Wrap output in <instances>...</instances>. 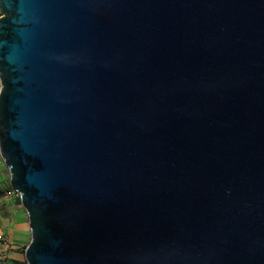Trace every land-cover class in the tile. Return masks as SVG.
I'll return each mask as SVG.
<instances>
[{
    "label": "water",
    "instance_id": "water-1",
    "mask_svg": "<svg viewBox=\"0 0 264 264\" xmlns=\"http://www.w3.org/2000/svg\"><path fill=\"white\" fill-rule=\"evenodd\" d=\"M0 11L28 264H264V0Z\"/></svg>",
    "mask_w": 264,
    "mask_h": 264
},
{
    "label": "crops",
    "instance_id": "crops-1",
    "mask_svg": "<svg viewBox=\"0 0 264 264\" xmlns=\"http://www.w3.org/2000/svg\"><path fill=\"white\" fill-rule=\"evenodd\" d=\"M1 230L9 238L12 245L4 246L0 249V258L8 257L17 260L21 255L19 249L23 245H28L32 239L30 219L26 209L21 204L14 208H6L2 216ZM13 264H16L13 262Z\"/></svg>",
    "mask_w": 264,
    "mask_h": 264
},
{
    "label": "rangeland",
    "instance_id": "rangeland-1",
    "mask_svg": "<svg viewBox=\"0 0 264 264\" xmlns=\"http://www.w3.org/2000/svg\"><path fill=\"white\" fill-rule=\"evenodd\" d=\"M1 14L2 13L0 11V16H1ZM0 176L5 177L7 180L11 179V174H10L9 168L6 165V163L2 157L1 151H0ZM18 204H21V206L24 207L21 198L20 199L7 198L5 193L0 189V228H1V221L3 219L2 216L4 215L6 208H9V209L14 208ZM3 245L4 244H2L0 242V249H2L4 247ZM27 246L23 245L19 249V251L21 252V255L18 259V262H16L17 260H14L12 258L9 259L8 257H5V258H0V264H13V262H15L16 264H28V260H27V256H26Z\"/></svg>",
    "mask_w": 264,
    "mask_h": 264
},
{
    "label": "built area",
    "instance_id": "built-area-1",
    "mask_svg": "<svg viewBox=\"0 0 264 264\" xmlns=\"http://www.w3.org/2000/svg\"><path fill=\"white\" fill-rule=\"evenodd\" d=\"M1 88H2V82L0 77V95H1ZM0 189L5 193L7 198H11V199L21 198L20 193L13 187L11 183V179L7 180L5 177L0 176ZM0 242L4 244V246L11 245L10 240L6 237V235L2 231H0Z\"/></svg>",
    "mask_w": 264,
    "mask_h": 264
}]
</instances>
